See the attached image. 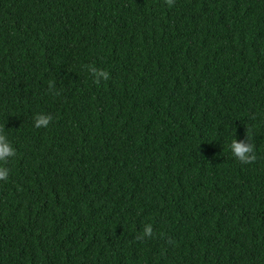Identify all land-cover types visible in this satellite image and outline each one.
I'll use <instances>...</instances> for the list:
<instances>
[{"label":"trees","instance_id":"trees-1","mask_svg":"<svg viewBox=\"0 0 264 264\" xmlns=\"http://www.w3.org/2000/svg\"><path fill=\"white\" fill-rule=\"evenodd\" d=\"M0 127V264H264V0H0Z\"/></svg>","mask_w":264,"mask_h":264},{"label":"clouds","instance_id":"clouds-1","mask_svg":"<svg viewBox=\"0 0 264 264\" xmlns=\"http://www.w3.org/2000/svg\"><path fill=\"white\" fill-rule=\"evenodd\" d=\"M165 4L168 7H173L175 5V0H165ZM89 71L95 79V82L99 84L101 80L107 81L110 79V73L105 70L97 69L95 67H90ZM49 91L53 92V84L50 83ZM55 95H59V92H54ZM52 121L50 115L38 114L35 117L34 126L36 128H47ZM5 128L0 127V163L7 164L9 158L15 157L17 155L14 147L9 143L7 137L4 135ZM230 149L234 157L243 164H252L256 161L257 156L254 150V145L250 143V137L246 134V140L237 141L234 139L231 142ZM9 176V170L6 167L0 166V181H7ZM153 226L151 224H146L143 229V233L135 237L138 242H144L146 238H153ZM169 243H173L169 241Z\"/></svg>","mask_w":264,"mask_h":264}]
</instances>
